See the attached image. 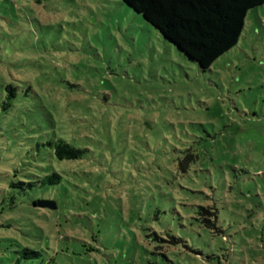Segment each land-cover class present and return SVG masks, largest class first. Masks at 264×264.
<instances>
[{
	"label": "rangeland",
	"instance_id": "374dc122",
	"mask_svg": "<svg viewBox=\"0 0 264 264\" xmlns=\"http://www.w3.org/2000/svg\"><path fill=\"white\" fill-rule=\"evenodd\" d=\"M19 258L264 264V5L203 70L123 0H0V264Z\"/></svg>",
	"mask_w": 264,
	"mask_h": 264
},
{
	"label": "trees",
	"instance_id": "16d2710c",
	"mask_svg": "<svg viewBox=\"0 0 264 264\" xmlns=\"http://www.w3.org/2000/svg\"><path fill=\"white\" fill-rule=\"evenodd\" d=\"M137 13L142 14L154 25L166 39L174 43L201 69L208 70L222 55L233 49L243 34L246 18L252 9L264 5V0H123ZM2 105L5 109L13 106L15 100L23 96L21 87L8 83L4 85ZM22 94V95H21ZM55 155L59 159H77L82 157L86 149L79 147L64 138L55 142ZM195 158V154L191 157ZM49 183L58 184L62 176L57 171L47 177ZM46 181V179H44ZM42 202L55 200H36L40 208ZM199 220L202 225L214 233H222L218 227V208L212 205L199 208ZM226 238V236H224ZM172 243L184 242L182 238L172 236ZM23 257L39 255L38 250L24 248ZM32 255V256H31ZM19 260L15 264H19Z\"/></svg>",
	"mask_w": 264,
	"mask_h": 264
},
{
	"label": "water",
	"instance_id": "95a60500",
	"mask_svg": "<svg viewBox=\"0 0 264 264\" xmlns=\"http://www.w3.org/2000/svg\"><path fill=\"white\" fill-rule=\"evenodd\" d=\"M41 206L55 209L56 203L55 202H42Z\"/></svg>",
	"mask_w": 264,
	"mask_h": 264
}]
</instances>
